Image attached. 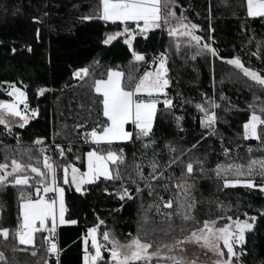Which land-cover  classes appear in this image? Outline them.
<instances>
[{"label":"snow or ice","instance_id":"obj_1","mask_svg":"<svg viewBox=\"0 0 264 264\" xmlns=\"http://www.w3.org/2000/svg\"><path fill=\"white\" fill-rule=\"evenodd\" d=\"M86 2L87 10L84 11L81 10L80 0H72V27L86 25L88 22L102 23L105 29L111 30L104 31L97 42L104 46L122 42L130 53V59L122 67L119 64L104 66L99 59L93 58L91 64L72 70V78L83 82L89 89L86 117L80 116L79 122L71 126L66 122L54 126L56 130L53 132L52 144L60 158H66V152L73 151V138L90 145L89 150L83 154V171L74 162L82 159L80 155H74L73 162L65 164H60L49 155L52 148L43 136H37L31 144L23 142L21 134L13 131L14 125L8 122L6 116L18 118L15 126L24 129L29 120L39 114V110L30 107L25 91L28 86L23 85V81H19L23 87H18L17 81H0V87L7 86L2 87V90L10 98L0 99V126H3L4 135L16 141L14 145L0 141V190L11 186L18 191L14 228L3 226V205L0 204V239L5 246L10 238L18 245L25 246L18 249L13 245V253L18 250L29 251L28 246H32L31 256L40 257L36 264H49L50 261L51 264H59L63 250L55 239L57 227L78 223L76 219L65 217L67 208L63 185L74 187L81 195L88 192L91 186L121 202L117 208L112 209L113 212L123 209L127 201H139L142 222L137 235L129 234L130 238L124 241L117 237L114 230L105 228L101 242L97 233L105 220L96 215L98 223L88 227L83 234L82 264H197L195 259L189 260L183 255L186 243H194L211 252L216 257L213 264H246L249 255L247 234L255 232L258 219H264V207L256 209V214L248 211L241 214L239 208L242 205L239 202L233 205L225 204L218 198L198 200L195 193L202 179L214 180L218 191L242 186L249 190L259 189L264 193V156L251 157L252 147L249 146L247 151L250 158L246 163H240L239 158L232 154L234 141L226 145L225 136L219 128L222 120L227 123L220 112L239 110L238 106L232 104L223 92L219 94V101L227 103L215 99L214 77L213 95L201 92L198 101L186 97L180 89V74L173 73L172 66L175 64L174 57L185 60L189 53L193 60L199 56L218 58L253 82L254 87H250L253 100L247 105V119L243 121L237 139H255L264 148L262 70L245 66L240 56H220L212 43L197 34L201 27L189 18L188 9L181 0ZM244 2L247 17L264 19V0ZM45 7L48 5L45 4ZM55 7L59 8V4ZM196 15L199 16V13ZM47 18L48 11L31 16L32 23L38 25L35 27L37 42L41 39L42 27L56 30L54 25L45 24ZM210 18L211 7L208 31L213 32ZM157 30L167 34L168 44L152 53L137 47L140 38L147 41L150 34ZM213 39L209 36V40ZM254 39V36H249L248 43ZM256 45L257 51L252 55L260 58L264 38L256 40ZM25 47L28 52L33 51L31 44ZM11 52L16 53L17 48L12 47ZM100 67L105 70L97 77L96 69ZM50 91L53 89L40 86L36 94L39 96ZM186 105L194 107L199 117L200 132L198 138L192 141L180 136V133L186 131L185 115L182 114L186 112ZM78 108L83 110L85 105L79 104ZM71 111L69 105L70 114ZM164 124L169 128L174 127L175 131L170 136H157V131ZM58 136H63L67 144L55 143ZM213 137L218 139L225 159L209 167L214 149H201ZM129 143L134 147L139 145L131 154V160L125 147L121 146ZM235 147L238 148L239 144ZM60 169L63 171L62 177L58 176ZM97 182L103 187H99ZM172 189L176 190L174 196L171 194ZM162 192L170 193L167 199ZM145 193L150 198L147 207ZM202 202L215 204L222 215L213 218L209 208V217L201 221L196 211ZM233 208L237 210L235 217L229 214ZM153 209L165 226L145 230L152 221ZM175 217L180 218V225L173 223ZM45 232L47 235H44ZM37 234L42 237L39 247ZM0 264H11L4 251H0ZM259 264H264V260L259 261Z\"/></svg>","mask_w":264,"mask_h":264},{"label":"trees","instance_id":"obj_2","mask_svg":"<svg viewBox=\"0 0 264 264\" xmlns=\"http://www.w3.org/2000/svg\"><path fill=\"white\" fill-rule=\"evenodd\" d=\"M71 2L72 0H0V81H17L18 87L27 85L25 91L28 95L29 105L31 108L39 110V114L30 119L24 129L14 125L13 131L21 134L25 144H31L37 136H43L46 141H49L53 139V132L56 130L54 126L58 127L65 122L71 126L79 122L80 116L86 117L90 93L83 82L72 78L74 68L91 64L93 58L99 59L101 65L104 66L119 64L122 67L130 59V53L122 42H113V45L109 46L100 45L97 42V38L102 36L104 31L111 30L105 29L102 23L88 22L86 25L72 27L70 23L73 15ZM80 2L81 10L86 11V0H80ZM181 2L188 9L189 18L200 25L201 30L197 34L212 43L220 56L226 58L240 56L245 66L262 70V74H264V47L261 48L260 58L252 55L257 51L256 40L264 38V19L247 17L244 0H181ZM45 4L48 7H45ZM57 4H59V8L55 7ZM209 7H211L210 22L214 29L213 32L208 31ZM42 11L49 12V18L45 20V24L54 25L56 30L50 31L47 27H42L41 39L37 42L35 27L38 25L32 23L31 16L40 15ZM196 13H199V16ZM69 28L72 30L69 31ZM209 36L214 39L209 40ZM249 36L255 37L251 43H248ZM168 42L167 34L157 30L150 34V39L147 41L140 38L137 47L152 53L162 49ZM26 44L32 45V52L27 51ZM12 47L17 48L16 53L11 52ZM190 55L189 53V56L185 58L186 62L180 57H174L175 64L172 66L173 73L179 72L180 74V89L184 95L195 101L201 99V92L213 95L214 77L215 99L220 103H227V101H219V94L223 92L239 109L229 113L220 112V115L227 120V123L222 120L219 125L220 132L225 136V144L228 145L230 141H234L232 154L239 158L240 163H246L250 158L247 151L249 146L252 147L251 157L264 156V148H261L255 139L247 141L237 139V133L242 131V123L247 119V105L253 100V91L250 90V87H254V85L239 81L236 75L228 72L233 68L218 58L199 56L193 60ZM104 70V67L97 68V77ZM140 71L142 70L140 69ZM222 80L223 83H221ZM19 81H23V85ZM65 85L70 87H65ZM40 86L53 89V91L38 96L36 89ZM2 87L7 86L3 85ZM2 87H0V99H10L3 92ZM257 94L260 95V93ZM79 104H84L85 108L79 109ZM69 105L72 109L71 114ZM182 114L185 115L184 128L186 131L180 133V136L186 137L187 141L198 138L200 127L196 110L194 107L186 105V112ZM94 115L95 113H93ZM194 116L196 119H193ZM173 131H175L174 127L169 128L164 124L157 131V136H170ZM77 140L79 139L73 138L74 142ZM0 141L9 145H14L16 142L13 137L3 134V126H0ZM55 141L67 142L63 136L56 137ZM236 144H239L238 148L235 147ZM121 146L125 147L129 160H131V154L139 148L138 144L134 147L130 143ZM89 147L88 144L75 146L74 155H80L83 158L85 150ZM209 147L214 149V152L211 153V162L208 166L214 167L215 162L225 158L217 138L213 137L208 140L201 151L208 150ZM73 157L57 160L60 164H65L73 162ZM74 162L81 164L82 159ZM58 176H63L62 169L58 170ZM97 183L99 185V182ZM63 187L65 188L67 208L65 217L66 219H76L78 223L57 228V243L63 250L59 264H82L81 237L88 227L98 223L96 215L105 220V224L100 225L97 233L101 242H103L102 232L105 228L114 230L121 241L130 238L129 234L136 236L140 231L142 221L138 209L139 201H127L123 209L113 212L112 209L117 208L121 202L109 198L98 191L96 187L89 186V191L83 195L77 193L74 187L69 188L68 185H63ZM99 187H103V185H99ZM197 189L195 195L198 200L218 198L225 204L233 205L239 202L242 205L239 208L241 214L244 211L256 214V209L264 207V193H261L259 189L249 190L237 186L218 191L215 181L208 179L200 180ZM175 191V189L171 190L173 196ZM17 194V189L11 186L0 190L4 227H15L18 211ZM161 194L167 199L170 193L162 192ZM149 199L145 193V207H147ZM209 208H211L210 215L213 218L216 215H222L216 209L215 204L209 205L207 202H202L198 205L196 216L201 221L208 218ZM93 210H95V214ZM229 214L235 217L237 210L233 208ZM151 215L152 221L145 230L165 226L161 222V217L155 214V209L152 210ZM241 219H243L242 215ZM173 223L180 225V218L175 217ZM44 235L47 233L45 232ZM41 240L42 237L37 234V247ZM13 245H16L18 249L25 247L18 245L11 238L5 246V243L0 239V251L5 252L11 264H36L40 258L31 256L32 246H28L29 251L18 250L13 253L11 251ZM247 248L249 255L246 257V264H259V261L264 260V219H258V227L255 232L247 234Z\"/></svg>","mask_w":264,"mask_h":264},{"label":"rangeland","instance_id":"obj_3","mask_svg":"<svg viewBox=\"0 0 264 264\" xmlns=\"http://www.w3.org/2000/svg\"><path fill=\"white\" fill-rule=\"evenodd\" d=\"M224 63H226V62H224ZM231 67L233 68V70L232 71L231 70L230 71L227 70V71L231 72L234 75H236L237 79L239 81L244 82V83L246 82V83H249V84H253V82L249 81L246 77H244L241 73H239L238 70H236L233 66H231ZM141 70H142V67H141ZM6 119L12 125H16L17 121H18V118L12 117L10 115H7ZM89 148L86 149L84 153H86L89 150ZM76 166L80 167L81 171L84 170V160H83V158H82V163L81 164H77ZM184 249H185V251H184L183 255L186 257V259H189V260L195 259L197 261V264H213V261L216 259V257L211 252H208L206 249H204V248H202V247H200V246H198V245H196L194 243H186L184 245Z\"/></svg>","mask_w":264,"mask_h":264},{"label":"built area","instance_id":"obj_4","mask_svg":"<svg viewBox=\"0 0 264 264\" xmlns=\"http://www.w3.org/2000/svg\"><path fill=\"white\" fill-rule=\"evenodd\" d=\"M52 141H53V139H50L49 141H46V143L49 144L50 148H52V151H50L48 154L52 155L55 160L61 159L60 157H58V153H56V151L54 150V145L52 144ZM55 143H59L61 145H66L67 144V142H57V141H55ZM78 145H87V144L83 143V141L80 140V139L75 141V142H73V151L71 153H67L66 152V158L73 157V155H74V147L78 146ZM55 239H56V242H58L57 235H55Z\"/></svg>","mask_w":264,"mask_h":264},{"label":"crops","instance_id":"obj_5","mask_svg":"<svg viewBox=\"0 0 264 264\" xmlns=\"http://www.w3.org/2000/svg\"><path fill=\"white\" fill-rule=\"evenodd\" d=\"M77 165V164H76ZM65 225H69V224H65ZM59 226H63V225H58V227ZM57 227V228H58ZM56 233H57V230H56ZM86 233V232H85ZM81 241H82V251H83V235H82V237H81ZM89 247H90V239H89ZM82 256H83V254H82Z\"/></svg>","mask_w":264,"mask_h":264},{"label":"water","instance_id":"obj_6","mask_svg":"<svg viewBox=\"0 0 264 264\" xmlns=\"http://www.w3.org/2000/svg\"><path fill=\"white\" fill-rule=\"evenodd\" d=\"M21 108L23 107V105L20 106Z\"/></svg>","mask_w":264,"mask_h":264}]
</instances>
